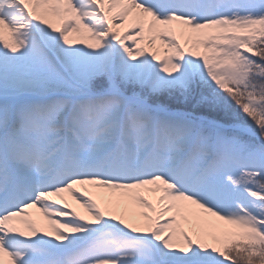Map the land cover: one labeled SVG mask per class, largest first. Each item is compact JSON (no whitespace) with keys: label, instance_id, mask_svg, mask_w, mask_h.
Listing matches in <instances>:
<instances>
[{"label":"snow or ice","instance_id":"6c2138e0","mask_svg":"<svg viewBox=\"0 0 264 264\" xmlns=\"http://www.w3.org/2000/svg\"><path fill=\"white\" fill-rule=\"evenodd\" d=\"M0 264H264V0H0Z\"/></svg>","mask_w":264,"mask_h":264}]
</instances>
